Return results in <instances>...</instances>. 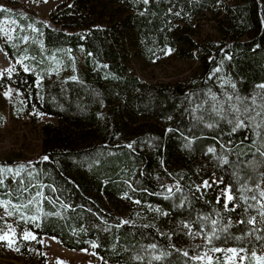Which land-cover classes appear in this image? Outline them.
Instances as JSON below:
<instances>
[{"label":"trees","instance_id":"trees-1","mask_svg":"<svg viewBox=\"0 0 264 264\" xmlns=\"http://www.w3.org/2000/svg\"><path fill=\"white\" fill-rule=\"evenodd\" d=\"M5 10L38 26L37 58L83 56L68 78L5 80L25 111L57 117L41 154L0 162L21 231L106 264H225L228 248L236 264H264V0H67L49 19ZM167 53L198 64L172 82L132 72L133 57Z\"/></svg>","mask_w":264,"mask_h":264},{"label":"rangeland","instance_id":"rangeland-1","mask_svg":"<svg viewBox=\"0 0 264 264\" xmlns=\"http://www.w3.org/2000/svg\"><path fill=\"white\" fill-rule=\"evenodd\" d=\"M66 1L0 0V12L8 6L25 7L39 17L49 19L58 6ZM199 20L211 32L216 33L211 14L206 13ZM38 35H41L40 29L23 12L10 13L7 10L6 13H0V162H18L41 154L44 125L57 121L54 115L25 111L20 91L5 80L19 70H28L34 71L40 78L43 71L57 81L74 76L82 66L79 61L82 54L68 48L60 51L63 55L46 50V59L42 54L37 58L27 48L33 40L32 37H35V43L40 44ZM131 62L132 72L148 82H172L181 79L198 64L196 61L178 59L172 53L152 60L133 57ZM213 178L214 181L221 182L219 178ZM224 189L229 200L230 189ZM34 197L36 195L29 202L35 200ZM12 207L10 199L0 197V237L7 236V239H0V264H41L42 255L47 258L46 264H106L93 249H70L56 237L43 235L38 238L31 230L21 231L17 220L12 219ZM33 210V218L38 217L40 208L34 206ZM24 240L28 241L25 251L21 247ZM230 250L234 249L228 248L225 251V264H236L240 258L244 261L238 251ZM212 258L214 257L207 255L209 261Z\"/></svg>","mask_w":264,"mask_h":264},{"label":"snow or ice","instance_id":"snow-or-ice-1","mask_svg":"<svg viewBox=\"0 0 264 264\" xmlns=\"http://www.w3.org/2000/svg\"><path fill=\"white\" fill-rule=\"evenodd\" d=\"M262 195H264V193H262ZM228 199L231 200L232 198H231V197H228ZM25 238H27V236H25ZM0 239H7V236L0 237ZM9 244H11V241H9ZM218 250H219V249H217V251H218ZM230 251H233V252H234V250H230Z\"/></svg>","mask_w":264,"mask_h":264}]
</instances>
